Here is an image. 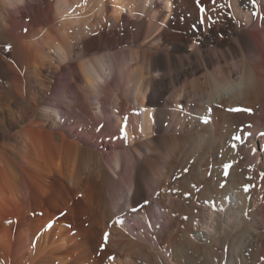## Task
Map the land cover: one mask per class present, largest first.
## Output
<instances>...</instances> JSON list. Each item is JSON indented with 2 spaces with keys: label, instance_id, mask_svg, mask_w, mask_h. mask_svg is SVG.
Wrapping results in <instances>:
<instances>
[{
  "label": "bare ground",
  "instance_id": "1",
  "mask_svg": "<svg viewBox=\"0 0 264 264\" xmlns=\"http://www.w3.org/2000/svg\"><path fill=\"white\" fill-rule=\"evenodd\" d=\"M263 3L0 0V264H264Z\"/></svg>",
  "mask_w": 264,
  "mask_h": 264
},
{
  "label": "rangeland",
  "instance_id": "2",
  "mask_svg": "<svg viewBox=\"0 0 264 264\" xmlns=\"http://www.w3.org/2000/svg\"><path fill=\"white\" fill-rule=\"evenodd\" d=\"M263 5H264V3H263ZM262 16H263V18H262ZM260 19H264V15H260L259 13H258V15H257V19L256 20H260ZM260 24H261V26L259 27V30H261L263 33H264V23L262 22V21H260ZM262 28V29H261ZM263 38H264V35H263ZM261 119H262V121H264V117L263 116H259ZM251 122L252 121H247L246 123L247 124H251ZM156 208H157V210H158V207L156 206ZM159 211V210H158Z\"/></svg>",
  "mask_w": 264,
  "mask_h": 264
},
{
  "label": "snow or ice",
  "instance_id": "3",
  "mask_svg": "<svg viewBox=\"0 0 264 264\" xmlns=\"http://www.w3.org/2000/svg\"><path fill=\"white\" fill-rule=\"evenodd\" d=\"M213 3H215V0H212Z\"/></svg>",
  "mask_w": 264,
  "mask_h": 264
}]
</instances>
